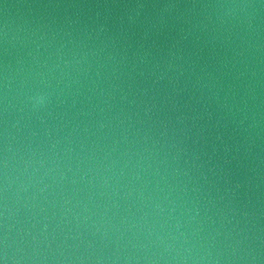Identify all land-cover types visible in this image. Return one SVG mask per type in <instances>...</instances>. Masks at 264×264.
<instances>
[{"label": "water", "instance_id": "obj_1", "mask_svg": "<svg viewBox=\"0 0 264 264\" xmlns=\"http://www.w3.org/2000/svg\"><path fill=\"white\" fill-rule=\"evenodd\" d=\"M0 264H264V0H0Z\"/></svg>", "mask_w": 264, "mask_h": 264}]
</instances>
